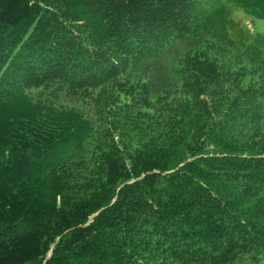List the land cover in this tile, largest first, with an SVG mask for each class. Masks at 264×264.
<instances>
[{"label": "trees", "instance_id": "trees-1", "mask_svg": "<svg viewBox=\"0 0 264 264\" xmlns=\"http://www.w3.org/2000/svg\"><path fill=\"white\" fill-rule=\"evenodd\" d=\"M0 264H264V0H0Z\"/></svg>", "mask_w": 264, "mask_h": 264}, {"label": "bare ground", "instance_id": "bare-ground-1", "mask_svg": "<svg viewBox=\"0 0 264 264\" xmlns=\"http://www.w3.org/2000/svg\"><path fill=\"white\" fill-rule=\"evenodd\" d=\"M9 120V119H8ZM12 123V122H11ZM8 124V123H7ZM13 125V124H12ZM4 127V126H3ZM2 136V135H1ZM6 138V137H5ZM10 138V137H9ZM7 140V139H6ZM9 140V139H8ZM12 145V144H11ZM214 151V150H213ZM8 161V160H7ZM138 216H139V214H138Z\"/></svg>", "mask_w": 264, "mask_h": 264}]
</instances>
